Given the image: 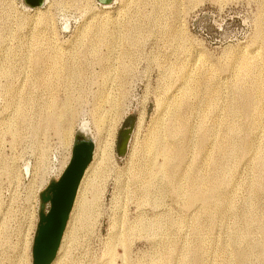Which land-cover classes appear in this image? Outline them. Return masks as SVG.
Listing matches in <instances>:
<instances>
[{
    "label": "rangeland",
    "instance_id": "374dc122",
    "mask_svg": "<svg viewBox=\"0 0 264 264\" xmlns=\"http://www.w3.org/2000/svg\"><path fill=\"white\" fill-rule=\"evenodd\" d=\"M31 1L34 5L41 2ZM129 30H138L133 36L140 41L137 50L132 51L138 55L137 63L126 73L121 93L119 88L114 90L123 102L120 121L115 123V149L116 144L123 143L119 133L132 130L124 155L116 149L122 174L136 163L138 152L143 153L141 146L159 125L162 141L174 146L175 151L188 147L185 138L192 130L195 144L183 169L191 176L214 174V164L205 154L216 155V140L207 143L206 152H200L196 145L201 126L213 127V116L222 120L217 128L220 132H227L230 124L237 126L234 135L239 146L226 162L227 172L218 174L220 183L209 192L207 207L196 203L187 207L173 193L166 176L161 184L162 195L150 200V205L160 207L161 215L148 206L147 213L141 216L125 190L112 180L90 229L78 226L80 242L66 254L62 252V239L53 262L264 264V185L260 186L252 148L255 144L264 149V105L262 110L257 105L244 107V96L253 91L255 80L264 83V43L260 41L264 35V0H110L108 5L99 0H44L35 8L26 6L25 0H0V73L9 67L14 75L11 80L0 77V264H23L25 259L27 264H33L32 237L40 195L68 165L74 145L92 142L90 136L86 138L78 130L82 119L92 121L93 106L99 102V87L93 84L86 90L83 103L74 108L70 148H64L52 128L46 127L34 138L28 126L30 119L21 124L13 114L14 101L19 100L32 119L27 107L31 91L26 78L31 67H24L21 59L36 52L61 53L64 58L72 53L91 54L92 46L101 45L100 39L107 37L118 39L115 52L122 53ZM97 50L111 53L107 47ZM7 62L11 65L2 66ZM91 68L93 76L101 70L97 64ZM185 75L189 83L181 88ZM10 84L12 97L6 90ZM207 86L212 93L217 92L218 102L213 108L205 100ZM194 89L196 93L192 95ZM186 91L192 96H185ZM71 93L75 97L76 93ZM173 94L175 99L168 101ZM143 112L145 117L139 124ZM16 125L19 134L14 136ZM93 148L92 145L91 162ZM40 150L45 156L41 157ZM66 157L67 163L60 171ZM174 165L167 167L166 174ZM158 171L162 176L163 168ZM248 201L254 216H246ZM28 243L27 259L23 254L28 252Z\"/></svg>",
    "mask_w": 264,
    "mask_h": 264
},
{
    "label": "bare ground",
    "instance_id": "6f19581e",
    "mask_svg": "<svg viewBox=\"0 0 264 264\" xmlns=\"http://www.w3.org/2000/svg\"><path fill=\"white\" fill-rule=\"evenodd\" d=\"M45 2L47 3L48 0H45ZM37 11H40L39 8ZM137 31L129 30V34L126 35L127 37L125 38L127 47L126 50H124L125 52L122 53L115 52L118 39L115 41L116 38H112L111 35L112 39L108 37V39H100L101 45L92 46L94 53L92 52L91 54L72 55V53L69 58H64V54L62 55L61 53L48 54V52H36L29 55L27 54V57L21 59L24 67H31L28 76H26V78L28 77V81L27 79L26 81L29 83L28 86L31 91L30 96L27 94L30 97L29 99H31L27 102V107H30V110H28L32 113V119L29 117L31 115L28 116L29 113L27 109L22 106L19 100L14 101L15 112H13V114L17 116L18 121H21V124H25V122H28L30 119V122H28L29 125L28 123L26 125L29 126V130L34 138L42 134L46 127L52 128L61 140L64 148H70L74 133L72 121L74 108L83 103L85 92L86 90H90V86L95 84L99 87V94L97 95L99 96V102L93 106L92 121L89 122V127L86 130L87 136H90L93 142L94 158L87 167L79 184V191H77L78 194L74 201L67 225L68 229L64 234L63 244L61 245L62 252L65 254L68 252L67 250H71L73 246L76 247L75 244L80 242L78 241L79 237H77L78 226L82 228L81 230L84 229L87 231V229H90L89 227H91L92 223L95 222L98 204L104 199L103 197L107 193L112 180L115 179L119 189L125 190L124 193H127V197L131 201L130 203L135 204L141 216L147 213L145 211L148 206L151 207V211H154L153 213L157 216L161 215L160 207L150 205V200L158 195H162L161 184L162 181L167 180L166 176L169 178L167 181L172 185L171 189L173 193L177 197L182 198L187 207H192L196 204H199L202 208L207 207L209 204V192L215 191L220 183L218 174L221 171L222 173L227 172L226 162L234 155V152L239 146V144H236V137L234 135L238 130L237 126L235 124H228L227 132H220L217 128L222 125V120L221 118L219 119L217 115H212L215 118L213 122L215 126L213 125L212 128L210 126H201L200 141L196 145L200 152H206L207 143L211 141L215 142L216 140V152H214L216 155L212 156L213 154H205V158L214 164V171L212 170L214 174L198 173L191 176L184 172L183 169H186L185 161L187 157L191 155V147L195 144L192 130L187 131V136L185 138L188 147L175 151L173 149L174 146L169 147L162 141V129L160 125H157L158 127L154 128L149 134V140L141 146L143 153L138 152L136 155V163L128 169L126 174H122V169L119 167L116 157V149L118 146L116 144L115 149V123L120 121L119 113L122 112H120V109L122 110L123 102L119 99L120 94L114 93V90H116V88H119L117 91H120L121 88L123 89L126 84V73L137 63L138 55L134 53L136 51L132 52L133 49L138 48L137 44L140 41L134 37L135 35L133 36ZM260 41L264 43V35L261 36ZM101 47H107V51L111 53H100L97 49ZM9 64L10 63L7 62V64H2V66H8ZM96 64L101 66V70L93 76L91 67ZM1 76L7 80H11L14 75L9 67H6V69L4 67L0 73V77ZM187 77V75L184 76L185 84H182L183 86L181 88L188 85L189 77ZM204 82L206 81L204 80ZM254 83L255 86L253 91L256 93L254 94L253 91H251L245 94L244 99L246 105L244 107L248 109L253 105V107L257 105L259 106L258 109L262 110L264 105L262 103L264 101L262 98V96H264L262 87L263 82L260 79H256ZM11 84L7 85L6 90L12 97L14 95V90ZM40 91L43 92V94L41 93L42 95ZM20 92L21 91L18 93V98L20 97ZM71 92L76 93L75 97L72 96ZM61 93L64 94L63 98H60ZM195 93V89L193 90V94L192 92L189 93L186 91L185 96L191 94L195 95ZM175 97L176 94H173L168 97V101L175 99ZM205 100L210 102L213 108L215 103L218 102L217 92L212 93L207 86ZM107 106L109 109L105 108ZM161 106L162 103L159 101V111H161ZM75 113L77 114V112ZM144 117L145 112L141 114L139 124L144 120ZM223 124L225 123L223 122ZM14 129H16V131L13 135L16 136L19 134L18 125H16ZM78 131L81 132L80 125ZM164 148L168 150L164 151ZM252 148L255 149L254 158L257 160L258 174L261 179L260 186L262 187V185H264V149L255 144H253ZM40 153L41 157L45 154L44 151ZM67 159V157L64 159L60 171L67 163ZM172 164H175L174 167L166 174L167 167ZM159 167H162L164 170L162 176L161 172L158 171ZM200 169H203L201 165ZM201 172L205 173L204 170ZM122 190L120 192H122ZM244 210L247 212L246 216H254L255 214L250 201L246 203V209L244 208ZM29 251L30 243H28V252H24L23 254L24 258L28 259V255L30 256ZM242 259H246L244 254L242 255ZM61 262L62 261H55L52 264H62ZM23 264H27L26 259L23 260Z\"/></svg>",
    "mask_w": 264,
    "mask_h": 264
},
{
    "label": "flooded vegetation",
    "instance_id": "af4514ba",
    "mask_svg": "<svg viewBox=\"0 0 264 264\" xmlns=\"http://www.w3.org/2000/svg\"><path fill=\"white\" fill-rule=\"evenodd\" d=\"M92 145L93 142L86 143L89 148H92ZM78 148L79 145H74L68 165L66 167V164L64 165L65 169L57 180H51L47 183L40 195L35 231L32 237V263L39 262V251L43 244H50V248H52V252L54 251L55 255L63 239L68 218L71 215L72 207L78 194L77 191H79L80 179L79 181L67 182V184L62 182V179L70 171V167L73 166ZM88 163L84 167L81 177ZM53 260L48 264H51Z\"/></svg>",
    "mask_w": 264,
    "mask_h": 264
},
{
    "label": "water",
    "instance_id": "95a60500",
    "mask_svg": "<svg viewBox=\"0 0 264 264\" xmlns=\"http://www.w3.org/2000/svg\"><path fill=\"white\" fill-rule=\"evenodd\" d=\"M101 3L108 5L110 0H99ZM26 2V6L28 7H38L41 6L42 4H44V0H41V2H38L37 5H34V3L31 0H25ZM80 132V131H79ZM132 132L129 131L128 133L123 134L122 132L119 133V138L123 141V143L118 144L117 150H118V154L120 155H124V153L126 152V147H127V143L129 141V135ZM82 133V132H80ZM83 134V133H82ZM90 152H91V147H87L86 143L84 145H82L81 147H79L77 149L76 152V159L73 163V166L70 167V171L67 172V174L64 176V178L62 179V182H66L65 184H67V182H72V181H81L82 177H81V173L84 169V167L86 166V164L90 161ZM89 164V163H88ZM88 166V165H87ZM85 171V170H84ZM84 174V172H83ZM83 176V175H82ZM79 181V183H80ZM54 251L52 252V248H50V244H43L40 248L39 251V262L38 263H33V264H48L49 262H51L54 259Z\"/></svg>",
    "mask_w": 264,
    "mask_h": 264
},
{
    "label": "clouds",
    "instance_id": "9594fccd",
    "mask_svg": "<svg viewBox=\"0 0 264 264\" xmlns=\"http://www.w3.org/2000/svg\"><path fill=\"white\" fill-rule=\"evenodd\" d=\"M89 127V122L86 118L82 119L81 120V124H80V130L82 133L85 134L86 138H87V133H86V130L88 129Z\"/></svg>",
    "mask_w": 264,
    "mask_h": 264
}]
</instances>
